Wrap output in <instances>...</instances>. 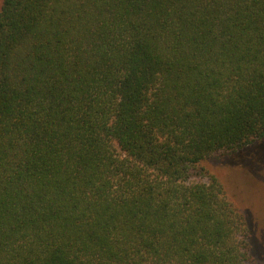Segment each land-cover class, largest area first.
<instances>
[{"label":"trees","instance_id":"trees-1","mask_svg":"<svg viewBox=\"0 0 264 264\" xmlns=\"http://www.w3.org/2000/svg\"><path fill=\"white\" fill-rule=\"evenodd\" d=\"M238 165L264 170V0H0V264H264Z\"/></svg>","mask_w":264,"mask_h":264},{"label":"rangeland","instance_id":"rangeland-1","mask_svg":"<svg viewBox=\"0 0 264 264\" xmlns=\"http://www.w3.org/2000/svg\"><path fill=\"white\" fill-rule=\"evenodd\" d=\"M237 161V159L235 160ZM218 162V163H217ZM228 164V163H227ZM225 165V159L222 161H208L204 164L206 169H208L210 172L216 174L217 176H220V178H225L228 174L230 175V171L233 170V168L230 166L226 167ZM245 165V164H244ZM244 165H238V170L240 173H236L238 177H235L232 180V185L234 186L235 193L239 196V198L242 200L243 203H239L240 207L248 209L251 213H256L257 208L255 206H251L248 203L251 201L252 203H255L256 201L260 200V197L255 192V189L257 186H255L250 181H245V179H252L256 183H258L261 188L264 190V170H253L249 168H245ZM258 171V172H257ZM202 181H206V179H201ZM235 194V195H236ZM264 197V195H262ZM239 199V200H240ZM241 202V201H238ZM260 207V205H259ZM257 264H262L261 262H257Z\"/></svg>","mask_w":264,"mask_h":264}]
</instances>
